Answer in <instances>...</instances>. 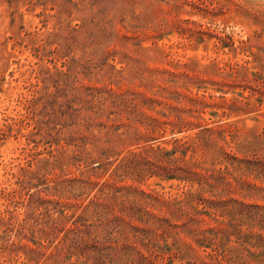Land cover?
Masks as SVG:
<instances>
[{"label":"rangeland","instance_id":"374dc122","mask_svg":"<svg viewBox=\"0 0 264 264\" xmlns=\"http://www.w3.org/2000/svg\"><path fill=\"white\" fill-rule=\"evenodd\" d=\"M198 114L224 127L241 157L227 195L241 200L237 228L223 224L227 238L199 245L196 223L173 218L159 231L170 251L147 264H264V180L251 155L264 153V0H0V264H53L62 237L53 220L79 215L96 190L61 181L85 171L75 151L111 147L117 162L144 146L169 150L199 131ZM108 119L128 122L119 140L97 138ZM162 165H139L151 169L121 183L167 199L195 188L165 178Z\"/></svg>","mask_w":264,"mask_h":264},{"label":"trees","instance_id":"16d2710c","mask_svg":"<svg viewBox=\"0 0 264 264\" xmlns=\"http://www.w3.org/2000/svg\"><path fill=\"white\" fill-rule=\"evenodd\" d=\"M201 101L200 103H204ZM237 102L233 99L229 105ZM196 111L199 113L201 110ZM210 114L216 115L215 112ZM195 117L198 119L197 126H201L199 131L186 140L174 139L169 150L160 145L155 148L144 146L140 150H129L117 162L110 159L115 154L111 147H102L94 152H86L85 155L75 151L71 158L79 159L88 168L85 167V171L79 170L72 178L61 181H80L85 184L84 187L90 185V188L96 190L88 196L79 215L67 216L61 212L53 220L50 230L61 231L62 237L53 246L47 259L53 264L156 263L171 249L167 242H161L159 234L162 232L159 231L173 225V218L176 221V218L181 217L187 218L182 220L183 225L196 223L191 228V233L199 245L227 238L223 234L222 225L237 228L233 220L241 216V200L227 196L231 193L228 190L231 180L237 181L230 167L234 169V164L237 163L239 168L241 157L231 150L224 135V127L210 125L199 114ZM201 122L206 123L201 125ZM99 124L103 130L99 131L100 136L97 138H105V142H110L121 138L125 132H118V129L120 125H128V122L121 124L115 119H108ZM256 139L257 142L260 139L264 142V126ZM198 149L204 155L210 150L218 158H212L211 165H207L205 160L193 157ZM188 151L191 152L190 158H186ZM251 151L258 177L264 180V153L255 148ZM160 154L167 156L165 160ZM155 163L163 164L160 169L165 178L187 181L195 188L184 192L179 198L167 199L139 190L131 184L121 183L125 175H132L133 179H137L139 173L151 169H142L139 165ZM216 164L219 166H214ZM111 165L112 169L102 182L90 179L93 175L91 171L95 174V170L102 167L106 172ZM43 200L52 202L49 198ZM255 207L261 209L259 205ZM204 216H209L219 225L204 226ZM144 231L149 233L145 243L139 236ZM73 256L76 257L75 260L71 259Z\"/></svg>","mask_w":264,"mask_h":264}]
</instances>
